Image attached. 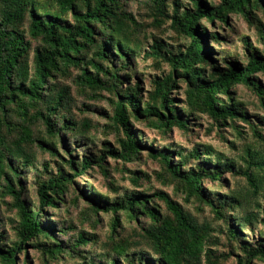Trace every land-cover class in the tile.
<instances>
[{"label": "trees", "instance_id": "1", "mask_svg": "<svg viewBox=\"0 0 264 264\" xmlns=\"http://www.w3.org/2000/svg\"><path fill=\"white\" fill-rule=\"evenodd\" d=\"M127 1L0 0V195L9 198V205L19 218L17 240L11 245L4 244L5 236L0 233V264H17V256L26 251L29 243L40 254L43 264L64 256L78 259L83 264H101L100 260L97 263L93 259L86 260L87 256L80 249L89 244L86 233L79 232L75 240L70 237L61 240L57 238L56 230L59 237H68L72 225L63 221L62 225L56 223L54 226L42 220L47 208L59 209L58 204L63 202L74 178L92 168L93 164H97L101 174L107 177L102 166L104 156L83 157L76 163L72 153L67 151L64 165L69 172L58 168L55 175L44 180L35 176L38 205L29 203L24 197L28 173L23 171L37 170V153L58 157L55 140L60 139L66 145L63 134H76L74 122L64 117L63 120L57 119L59 108L68 99L67 88L56 91L57 86L52 84L57 75L64 77L71 68L78 69L82 85L113 95L112 121L122 136L117 141L120 151L108 150L106 154L127 163L137 159L146 148L138 143L129 123L130 117L135 121L142 118L147 125L165 134L174 127L186 131L188 119L194 114L207 115L217 127L225 126L229 121L234 127L236 121L246 122L242 103L231 95V89L239 85L251 89L264 108V89L253 76L264 74V0H218L214 7L206 5L204 0H191V10L179 13L174 9L171 17L166 14L167 0H146L154 5V22L160 25L168 19L171 28L183 36L188 45L184 52L174 54L161 41L153 40L144 55L165 62L171 72L154 80L153 91L143 103L137 85L123 88L124 82L130 80V74L135 72L132 67L134 57L142 50L143 44L133 40L137 22L126 9ZM252 11H260L263 15V22L260 21L256 29L263 55L244 40L245 67L236 62H231L223 70L212 65L213 71L204 75V66L212 60V50L208 47V36L200 26L202 20L208 23L217 21L223 27L231 15H240L249 23ZM212 38L215 44L226 42L217 31H213ZM33 43L35 47H32ZM174 73L186 84L185 106L182 108L185 115L179 114L173 105L174 100L169 98ZM36 124L44 125V136L36 135ZM253 133L259 135L257 129ZM146 150L152 159L162 162L164 172L172 177L171 181L185 194L186 200L193 199L208 206L215 219L226 224L228 240L240 244L243 254L242 259H237L238 264H250L256 259L264 262V247L242 245V234L228 223L229 218L225 219L226 210L232 212L235 201L220 203L209 198L203 190L204 180L220 182L223 171L219 167L182 171L188 165L187 158L199 160L200 156H210V148L203 151L195 148L187 157L178 151L179 164L172 163L174 153L165 149L157 151L147 147ZM249 159L257 169L264 168V159L257 158L255 153L249 155ZM227 164L228 161L224 168L230 171L232 167ZM43 166L46 168L47 165ZM242 176L246 178L252 195H257L264 176L258 177L249 170L243 171ZM139 181L140 177L132 178L135 185L139 186ZM153 196L164 202L171 216H163L151 197L143 193L126 194L123 199L109 203L105 201L106 197L93 192L86 198V212L95 219L88 223L96 226L98 213L113 216L109 241L117 256L128 251V243L119 237L124 228L119 217L133 224L130 225L135 228L133 232L146 240L152 253L149 257L139 254L131 264H199L203 253L210 255L205 249L210 228L198 226L167 194L158 192ZM262 211L264 213V203ZM115 238L121 241L115 243ZM110 264L118 263L113 260Z\"/></svg>", "mask_w": 264, "mask_h": 264}, {"label": "rangeland", "instance_id": "2", "mask_svg": "<svg viewBox=\"0 0 264 264\" xmlns=\"http://www.w3.org/2000/svg\"><path fill=\"white\" fill-rule=\"evenodd\" d=\"M204 1L210 7L218 4V0ZM127 2V11L137 22L133 40L143 42V44L142 50L134 57L132 67L135 72L130 74V80L124 82L123 88H132L137 85L139 98L143 103L147 102L149 94L153 91L154 80L162 79L171 72L165 62L155 61L154 58L144 55L153 44V40L161 41L174 54L184 52L188 41L171 28L168 19L162 20L163 24L160 25L154 22L155 10L151 2L146 3V0H128ZM191 3V0H167L166 14L171 17L174 9H178L179 13L187 9L191 10ZM251 14L249 23L240 15H231L223 27H220V23L217 21L208 23L202 20L200 26L206 32L208 47L212 50V60L204 66V75H209L213 71L212 65L221 70L226 69L231 62L245 67L247 58L244 40L263 55L256 30L259 22H263V15L260 11H252ZM67 20L70 21V18ZM213 31H217L221 37L225 38L226 42L215 44L213 38L211 40ZM32 47H35L34 43ZM31 61L32 55L30 56ZM116 66L114 65V67ZM89 70L92 71L90 68ZM79 75L78 69L71 68L68 75L64 77L57 75L55 81H52V84L57 86L56 91H62L64 88L68 90V99L59 108L57 119L63 120L64 117L66 120L74 122L76 134L72 135L70 132L63 134L66 145L61 143L60 139L55 140L57 141L58 157L52 158L48 154L38 152L37 170L23 171L28 173L25 177L27 188L24 197L29 203L38 205L35 176L44 180L49 175H55L58 168L63 169L66 173L69 172L64 165V161H67V151L72 153L76 163L81 162L83 157L104 156L102 166L107 177L101 174L97 164H93L92 168L74 178L73 185L68 188L63 202L58 204V210L47 208L43 213L45 219L42 221L51 222L54 226L56 223L62 225L63 221L72 225L73 228L68 237H59L56 230L57 238L66 240L70 237L75 240L79 232L86 233L89 244L80 249L87 256L86 260L93 259L96 263L100 260L101 264H110L115 260L118 264H131L139 254L149 257L152 252L151 248L146 246V240L137 235V232L135 234L133 232L135 228L130 227V225H134L128 224L122 217L119 219L124 228L120 230L122 234L119 237L128 243V251L122 256L113 253L112 243L109 241L110 222L113 216L110 213H98L96 215L99 219L98 224L90 225L88 222L95 219V216L86 212L88 206L86 198H89L94 192L106 197L105 201L113 203L123 199L126 194L143 193L151 197L155 208L163 216H171L164 202L153 196L158 192H163L178 203L198 226L206 225L210 228L208 231L209 240L205 247L210 251V255L206 256L203 253L199 264H238L237 259L239 257L242 259L243 254L240 244L228 240L226 224L216 220L208 206L193 199L186 200L185 194L171 181L172 177L164 172L162 162L152 159L146 150L147 147L157 151L165 149L169 153H174L172 163L179 164L181 159L177 156L178 151H182L183 157H187L195 148L201 151L210 148V156H200L199 160L187 158L188 165L182 168V171H188V169L197 171L199 168L213 170L219 167L223 171L220 182L204 180L202 187L205 194L209 198L219 200L220 203L235 201V204H232L235 205L232 212L228 213L226 210L225 219L229 218L228 223L237 227L242 234L244 242L242 245L250 248L264 247V213L262 211L264 182L259 184L260 192L257 195H252L246 178L242 176L245 170L256 173L258 177L264 176V168L257 169L250 164L249 159V155L253 153L257 155V158L264 159V108L260 106L259 99L251 89L240 85L231 89L233 99L242 103L246 118V122L236 121L234 127H231L230 121L225 126L217 127L207 115L194 114L192 118L188 119L186 131L174 127L165 134L147 125V122L142 118L135 121L130 117L129 123L138 137V143L146 148L140 152L137 159L127 163L106 154L108 150L120 151L117 141L122 134L112 121L113 105L111 100H115V98L108 91L82 85ZM173 76L174 85L169 98L174 100L173 105L179 114H184L182 108L185 106L186 84L175 73ZM253 76L264 89V74ZM85 123H87V127H85ZM255 129L258 130L259 135L253 133ZM34 130L36 135H45V128L42 124H36ZM226 161H228V167H232L230 171L224 168ZM44 164L47 165L46 168L43 166ZM139 177L138 186L132 182V178ZM9 203V198H3L0 195V233L5 236L4 244L7 246L17 240L16 227L19 223V218ZM233 218L236 219L235 222H233ZM222 230L224 231L221 233ZM120 231L117 230V232ZM114 241L115 243L120 242L121 239L115 238ZM17 264H43V261L40 254L29 243L26 251L17 256ZM50 264H83V262L64 256L56 261H51ZM250 264H264V262L256 259L252 260Z\"/></svg>", "mask_w": 264, "mask_h": 264}]
</instances>
